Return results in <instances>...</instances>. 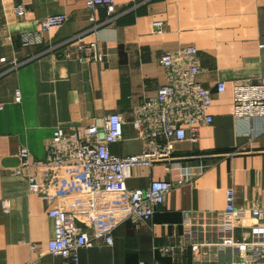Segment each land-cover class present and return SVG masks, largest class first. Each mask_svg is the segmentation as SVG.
Returning <instances> with one entry per match:
<instances>
[{"label": "crops", "instance_id": "0c3cea01", "mask_svg": "<svg viewBox=\"0 0 264 264\" xmlns=\"http://www.w3.org/2000/svg\"><path fill=\"white\" fill-rule=\"evenodd\" d=\"M115 3L119 15L114 20L98 9L92 23L86 0H0V58L8 62L0 72L13 61L21 64L0 77V264H64L46 251L54 222L45 202L28 192L32 170L13 173L21 165L20 151L28 149L32 159L41 160L54 129L100 125L107 114L118 113L125 122L124 140L110 146L111 153L120 158L141 153L143 143L133 127L136 108L167 83L161 57L187 46L198 49V81L212 92L208 113L214 122L200 129L197 142L175 146L174 165L136 167L126 186L147 188L157 180L174 184L187 171L193 176L169 192L150 221L118 227L113 246L81 250L79 264H206L217 255L231 259L217 247L227 230L228 188L236 192V212L227 220L234 223V237L253 241L249 233L258 223L250 212L264 206V121L256 123L257 136H248V120L234 116L233 89L264 78V0ZM19 6L26 11L22 17L15 13ZM55 15L68 16L67 23L42 31L41 22ZM156 22L163 23L162 34L154 31ZM93 25L100 27L87 33L84 42L98 40L104 62L68 59V48L61 44ZM219 82L226 83L224 94L216 91ZM16 91L21 103L14 101ZM2 200L11 201L10 213L3 212ZM244 256L246 264H264L260 251Z\"/></svg>", "mask_w": 264, "mask_h": 264}, {"label": "built area", "instance_id": "2783aa9c", "mask_svg": "<svg viewBox=\"0 0 264 264\" xmlns=\"http://www.w3.org/2000/svg\"><path fill=\"white\" fill-rule=\"evenodd\" d=\"M86 7L92 12V23L95 22L93 12L98 9L106 10L109 21L119 15L115 0H86ZM15 13L22 17L26 11L19 6ZM67 21L66 15L49 16L41 22V30L48 32ZM99 27L93 25L86 33L62 43L68 48L67 58L80 63H103L106 54L99 41L84 42L85 35ZM154 31L162 34L163 23H154ZM260 49H264V44ZM4 64H8L7 59L0 58V66ZM20 65L11 62L9 70L0 72V77ZM160 65L167 72V83L154 97L144 99L135 111L133 127L143 143L141 153L124 158L111 153L110 146L124 140L125 122L118 113L107 114L100 125L92 122L71 131L61 127L54 129L46 155L41 160L32 159L28 149L20 151L21 165L13 173L18 176L23 170H32L27 176L28 192L45 202L47 216L54 222V237L47 243L46 251L61 257L64 264H79L83 249L113 246V233L123 224L150 221L169 192L174 187L184 186L193 176L187 171L174 184L157 180L147 188L129 189L126 186L136 167L174 165L175 146L185 141L197 142L200 129L214 122L208 113L212 92L198 81L201 73L198 49L187 46L167 52L161 57ZM226 89L225 82L216 86L218 94H224ZM233 95L235 118L248 120V136H257L256 123L264 121V78L257 83L236 84ZM14 101L21 103L20 91L15 92ZM3 109L4 105L0 104V111ZM225 200L228 220L236 212L234 188L226 190ZM11 207L10 200H2L5 214L10 213ZM250 214L258 223L249 233L253 241L237 240L234 223L225 220L227 230L220 236L217 247L220 253H230L233 257L220 259L217 255L206 264H246L245 253L260 251L264 255V206L252 209ZM31 250L37 251L38 247L33 245ZM236 254L241 257L239 260L235 259Z\"/></svg>", "mask_w": 264, "mask_h": 264}]
</instances>
